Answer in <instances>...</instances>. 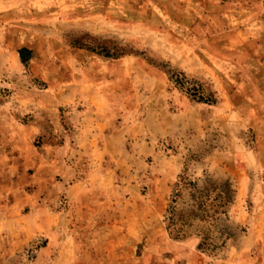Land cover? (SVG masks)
<instances>
[{
  "label": "rangeland",
  "instance_id": "1",
  "mask_svg": "<svg viewBox=\"0 0 264 264\" xmlns=\"http://www.w3.org/2000/svg\"><path fill=\"white\" fill-rule=\"evenodd\" d=\"M0 264H264V0H0Z\"/></svg>",
  "mask_w": 264,
  "mask_h": 264
},
{
  "label": "trees",
  "instance_id": "2",
  "mask_svg": "<svg viewBox=\"0 0 264 264\" xmlns=\"http://www.w3.org/2000/svg\"><path fill=\"white\" fill-rule=\"evenodd\" d=\"M24 52L25 50L20 51L22 60ZM207 101L209 102L208 99ZM184 191H188L190 208L187 211H176L174 200ZM231 203L232 191L227 182L210 183L200 189L195 183L179 178L170 206L166 210V232L173 240L196 236L200 239L199 250L215 251L219 244L221 247L224 245L225 238L222 233L209 235L206 226L215 227L218 217L223 215Z\"/></svg>",
  "mask_w": 264,
  "mask_h": 264
}]
</instances>
